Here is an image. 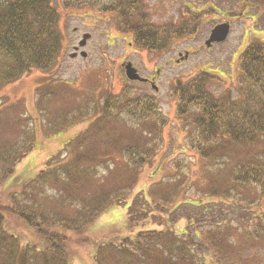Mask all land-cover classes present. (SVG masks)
<instances>
[{
  "label": "trees",
  "instance_id": "16d2710c",
  "mask_svg": "<svg viewBox=\"0 0 264 264\" xmlns=\"http://www.w3.org/2000/svg\"><path fill=\"white\" fill-rule=\"evenodd\" d=\"M138 3L116 0L104 7L115 14L117 28L132 35L137 48L164 53L174 38L192 35L196 29L198 18L191 16L157 29ZM59 21L50 0H0V92L33 70L51 72L63 50ZM212 76L201 71L171 88L179 118L195 131L191 142L199 157L203 162L224 163L215 171L202 170L200 197L193 202L180 200L190 187L181 179L160 180L132 195L142 168L156 154V138L164 123L152 97L142 94L121 102L108 94L82 117L80 110L73 113L74 107L58 112L47 108L55 92L68 88L65 83L56 85L59 90L37 86L35 107L49 119L47 136L90 118L65 143L63 150L69 152L65 159L48 157L38 171L17 169L34 149L35 133L19 124L22 106L8 97L0 100V131L5 132L8 119L15 115H19V135L27 131L20 141L0 138V264H72L73 260L81 264H204L196 256L195 245L203 246L217 264H248L232 240L233 226L222 217L226 213L222 199L230 195L233 204L241 203L242 191L256 186L258 195L264 194V43H248L239 55L237 98L213 94L209 90ZM122 112L133 116L136 125L120 119ZM108 163L112 167L97 174V167ZM121 203L126 210L115 223L124 230L149 216L147 208L159 225L178 222L182 217L173 214L182 204L192 208L184 215L187 224L181 233L140 229L122 238L114 237L117 230L98 234L88 257L82 256L77 246L90 242L89 228ZM24 235L36 244L31 239L23 241Z\"/></svg>",
  "mask_w": 264,
  "mask_h": 264
},
{
  "label": "rangeland",
  "instance_id": "374dc122",
  "mask_svg": "<svg viewBox=\"0 0 264 264\" xmlns=\"http://www.w3.org/2000/svg\"><path fill=\"white\" fill-rule=\"evenodd\" d=\"M115 1L50 0L59 13L58 27L63 34V50L59 60L47 75L33 70L3 87L0 92L1 101L8 97L10 101L23 107L20 110L22 115L19 124L33 128L35 133V147L20 161L17 169L30 167L33 171H38L51 156L64 160L69 153L63 150L65 143L90 120L83 119L84 121L75 123L63 132L47 136L45 133L49 127V119L46 113L39 112L35 107L37 86L47 85L52 90H59L56 85L59 82L65 83L68 88L55 92L47 102V108L58 112L63 108L74 107L73 113L80 110L82 117L86 113H92L95 106L103 103L108 94L112 100L121 102L126 101L127 97L135 98L146 94L157 103L158 116L164 123L156 138V154L151 163L142 168L132 195L160 180L181 179L190 187L180 200L193 202L200 197L199 184L204 179L202 170L208 168L209 172L215 171L218 167H223L224 163L216 159L203 162L199 157L191 142V135L195 131L179 118L177 99L171 88L178 80L187 81L201 71H207L214 75L213 81L209 83V90L213 94L217 97L230 94L232 98H237L240 95L237 85L239 55L248 43H264V0H138L148 21L157 29L159 25L169 22L182 23L190 19V16L198 18L193 34L174 38L164 53H152L133 45L132 35L117 28L115 14L104 11L105 6ZM219 23L229 24V35L222 43L207 48L204 41L214 25ZM84 35H87L85 46L79 47L78 42ZM83 51L85 56L80 54ZM178 54L182 56L179 57ZM127 61L142 77L151 78L156 90L148 84L126 79L123 64ZM113 111L116 109L113 108ZM16 117L19 115L10 116L7 129L5 132L0 131V138L22 140V135L27 131L19 135ZM119 118L129 126L136 125L135 118L128 112L120 113ZM107 167L111 168L112 164L99 165L97 174L106 173ZM47 192L51 193V190ZM259 193V187L256 186L242 191L239 197L241 203L233 204L230 195L222 199L223 210L226 212L222 217L233 226L232 240L248 264H264V194L259 196ZM129 201L130 198L126 203ZM182 206L180 211L173 214L174 217H182L176 223L157 224L153 220L152 211L147 208L149 216L130 230H124L122 225L115 222L121 220L126 210L125 203L114 205L89 228L90 242L78 245L77 250H80L82 256L88 257L98 234L110 235L116 230V238L127 234L132 236L140 229H164L181 233L187 224L184 215L192 208L187 204ZM21 239H31L32 244H36L31 237L24 235ZM193 249L200 263L217 264L203 246L195 245ZM71 263L81 264L77 260Z\"/></svg>",
  "mask_w": 264,
  "mask_h": 264
},
{
  "label": "water",
  "instance_id": "95a60500",
  "mask_svg": "<svg viewBox=\"0 0 264 264\" xmlns=\"http://www.w3.org/2000/svg\"><path fill=\"white\" fill-rule=\"evenodd\" d=\"M229 32V24L227 23H219L215 25L209 34L208 39L205 41V45H210L212 42H221L224 41ZM84 44L83 41L80 42V45ZM82 56H85L84 52H81ZM125 77L129 80H139L143 81L144 79L141 78L137 73L136 70L132 67L131 63H126L125 66Z\"/></svg>",
  "mask_w": 264,
  "mask_h": 264
},
{
  "label": "flooded vegetation",
  "instance_id": "af4514ba",
  "mask_svg": "<svg viewBox=\"0 0 264 264\" xmlns=\"http://www.w3.org/2000/svg\"><path fill=\"white\" fill-rule=\"evenodd\" d=\"M242 2H246L247 0H241ZM214 44H216V43H212L210 46H208L207 48H211ZM75 49H77V48H75ZM187 54H185V56H186ZM178 56L180 57V56H182V54H178ZM138 72V71H137ZM143 84H148V85H150V86H152V88H154L155 86H154V84H153V81L151 80V78H146V81H144L143 82Z\"/></svg>",
  "mask_w": 264,
  "mask_h": 264
}]
</instances>
